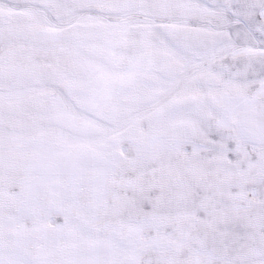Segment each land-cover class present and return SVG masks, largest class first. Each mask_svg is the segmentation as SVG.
<instances>
[{"label":"snow or ice","instance_id":"1","mask_svg":"<svg viewBox=\"0 0 264 264\" xmlns=\"http://www.w3.org/2000/svg\"><path fill=\"white\" fill-rule=\"evenodd\" d=\"M0 264H264V0H0Z\"/></svg>","mask_w":264,"mask_h":264}]
</instances>
